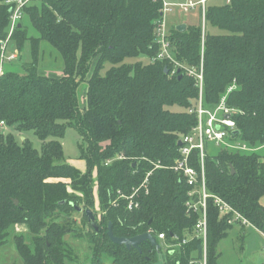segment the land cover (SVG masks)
Wrapping results in <instances>:
<instances>
[{
  "label": "trees",
  "instance_id": "obj_1",
  "mask_svg": "<svg viewBox=\"0 0 264 264\" xmlns=\"http://www.w3.org/2000/svg\"><path fill=\"white\" fill-rule=\"evenodd\" d=\"M14 1L0 0V64L3 43L5 50L12 40L24 48L26 16L40 35L35 41L59 52L63 75H39L34 52L32 61L8 65L0 77V120L22 134L33 131L43 142L39 151L29 139L0 134V250L10 229L21 224L30 236L13 239L24 264H200L205 246L207 264H219V245L233 228V215L221 218L210 198L206 244L194 238L201 214L188 211L193 187L175 163L179 142L198 124L190 111L197 108L199 87L185 73L172 75L169 61L155 59L163 2L30 0L10 34ZM206 23L225 32L207 30L205 36L203 107L213 111L225 98L226 107L237 110L228 145L213 144L206 154V189L264 235V0L209 6ZM168 39L177 61L201 65L200 25L184 32L172 27ZM129 58L151 62L128 65ZM106 64L112 67L103 75ZM68 126L80 138L85 172L67 163L58 140ZM191 158L200 170L198 153ZM119 193L133 197L137 207L117 201ZM86 210L94 213L96 226ZM109 225L118 238L150 232L159 244V234L166 245L176 242L174 236L193 240L173 254L150 241L128 250L111 241Z\"/></svg>",
  "mask_w": 264,
  "mask_h": 264
},
{
  "label": "rangeland",
  "instance_id": "obj_2",
  "mask_svg": "<svg viewBox=\"0 0 264 264\" xmlns=\"http://www.w3.org/2000/svg\"><path fill=\"white\" fill-rule=\"evenodd\" d=\"M15 1H17V0H15ZM192 1L194 3H197L200 0H192ZM162 2H163L162 22H165V24H166L167 40H168L169 44H170V41L168 39L169 38V31L167 29V26H168L169 30L172 27H176V26H177V30H179L178 26H182V25H186V29H187V26L202 25V27L205 26V36H206L207 30L209 32H213L214 34H223L225 32L223 30H219L217 28L211 27L210 24H208V26H207L206 12H207V8L209 6H222L226 3H229L230 0H206V4L204 5V7L198 6L195 9L191 10L190 12H183L178 8V6L180 4L186 3L187 0H165V2L164 1H162ZM164 3H168L172 6V7H169V9H170L169 11H165ZM30 5L37 6V5H39V2L33 1ZM200 8L206 9L204 12L205 16L203 14H201V12L199 11ZM169 22L174 24V25L169 24ZM23 24L26 27L25 33H26L28 39L25 41L24 48L22 50H19L16 47V43L14 40H12L8 44V47L6 48V50L4 52L5 56H6V59L4 61V67H7L8 65L20 67L21 65L32 61L34 59V52H35L36 57H37L36 60L39 61V64H40L39 65V75H41V76H44V75L45 76H57V77L62 76L63 72H62L61 68L63 66V62H62V58H61L59 52L43 40L35 41V40H37V38L40 37V35L35 30V28L33 27L32 23L30 21V18L24 16ZM186 29L184 31H186ZM202 33H203V29H202ZM31 38L34 41L33 45L31 43ZM169 44H168V47L166 48V51H167V53L169 51L170 55L174 56V54H175L174 48H171V44L170 45ZM17 50H18V52H17ZM160 52H161V47H160ZM160 52H159V54H160ZM204 52H205V38L201 39V55H204ZM15 53L17 55L16 60L9 62L8 57L11 56L12 54H15ZM159 54H158V56H159ZM158 56L155 59H159ZM174 58H175V56H174ZM159 60H167V61H169L168 63H171V61L168 59H159ZM139 62L143 63V64H148L151 61L148 59H144V58H139V59H130L129 58V59L125 60V63L128 65H133V64L139 63ZM203 65H204V63H203ZM15 67L11 66L10 69H14ZM111 67L112 66L110 64H106L105 68L102 70L101 73L103 75L106 74V72ZM18 69L19 68H17L16 70H18ZM172 72H173V69L171 71V74L174 75ZM168 73H170V70H168ZM184 73H185L184 70H178L175 75L182 76V74H184ZM185 74H187V76H188L187 72ZM196 84H197V81H196ZM78 93H79L81 106L85 107L87 85L82 84L79 88ZM170 108L174 111L179 110V107H177V106L170 107ZM236 113H237V110L232 108L231 112L228 116H234ZM219 117H223V114L220 113ZM10 133H13L17 137L19 142L22 139H29L36 149H38L39 151L42 150L43 142L40 140V138L38 136L35 135V133L33 131L22 134L7 124V130L0 132V134H2V135H7ZM53 139H55V138H49L47 141H51ZM79 139L80 138H79L76 130L74 128L68 126L66 129L65 137L63 139H58V140L61 142V144L63 146V150H64L65 157L67 159V163L76 169H79V170L81 169V171L83 172L86 170V167H85L86 162L80 159V150L78 147ZM213 151H214V145H213V143H209L207 146V152L211 153ZM150 175H151V173L146 176V179H148ZM49 181L54 182V181H59V180L50 179ZM66 182H69V181L67 180ZM194 189H195V187H194ZM96 195H97V188H96ZM129 197L130 196L126 197V196L122 195L121 193H119V197H118L117 201H119L121 199L128 200ZM96 200H97L96 207L98 208V199L96 198ZM261 202L264 205V197L262 198ZM79 225H80V223H78V225L76 227L78 230L80 229V227H78ZM251 230H253L252 232L258 233V231L254 227H252ZM9 234L11 236H10V238H8L7 246H5L4 248H2L0 250V264H24L22 257L17 253V251L15 249L13 237L17 236V235H22L26 238L29 237L30 234L28 232V228L25 225L17 224V225H14L10 229ZM250 238H251V235H250ZM260 239H261V241H260ZM223 244H224L223 245L224 257H223V260H221V264H264V237H261V235H257L256 237L252 238V240H250V241L245 240V242L237 241V240L235 241L233 239H229V240L223 242ZM162 249L164 252H167L166 247L163 246Z\"/></svg>",
  "mask_w": 264,
  "mask_h": 264
},
{
  "label": "built area",
  "instance_id": "obj_3",
  "mask_svg": "<svg viewBox=\"0 0 264 264\" xmlns=\"http://www.w3.org/2000/svg\"><path fill=\"white\" fill-rule=\"evenodd\" d=\"M30 0H17L15 1L16 7L12 10L11 16V27L10 34H12L18 25L19 21L23 16V8ZM164 1V0H162ZM165 2V1H164ZM9 3V2H8ZM206 0H200L197 3H194L192 0H187L186 3L180 4L178 8L183 12H190L198 6L204 7ZM165 11H169V7H172L168 3H164ZM203 15L205 16L204 8H201ZM164 14V13H163ZM205 38V26H203L202 39ZM157 43L161 47V52L159 54V59H168L173 65V74H176L178 70H184L185 73H188V76L194 78L197 81L199 87V99L197 101V108L191 110L190 113H196L198 118V124L193 129L192 133L186 136L181 142L180 147V159L176 161L175 171L183 174L184 178L187 180L188 185L193 187L192 192L189 194L191 200L187 203L188 211L201 214V219L196 225L194 231V238L202 237L204 239V244H206L207 238V201L210 198H213L215 206L219 210L220 217L231 216L229 219V224H241L245 227H253L239 212L227 204L224 200L217 196H212L207 192L206 189V179H205V158L207 154V146L209 143H213L216 146L228 145L226 142L227 137L230 133L236 131V123L232 119V116H229V119L226 118L231 112V109L226 107L224 99L218 105V107L213 111H208L203 107V89H204V61L203 55L200 66H187L179 61H177L174 56L170 55V52L166 51L168 47L166 24L162 22L157 28ZM7 43L2 44V59L0 64V77L4 74V61L5 56V46ZM170 45V44H169ZM17 55L12 54L8 57V61L16 60ZM233 90V88H231ZM222 113L223 117H219V114ZM7 130V124L5 121L0 120V132ZM243 149H246L243 147ZM197 152L199 155V166L200 170L192 166V154ZM148 179L145 180L147 182ZM195 187V189H194ZM133 197L128 198V208L132 209L137 207V204L132 199ZM150 233V232H148ZM151 234V233H150ZM159 240L162 242L166 241V236L164 234H159ZM193 240L192 236L180 241L177 236L173 237V241H176L172 245H166L170 250H175L183 245L188 244ZM162 244V243H161ZM160 244V245H161ZM200 264H207V255H206V246L204 249L203 261Z\"/></svg>",
  "mask_w": 264,
  "mask_h": 264
},
{
  "label": "water",
  "instance_id": "obj_4",
  "mask_svg": "<svg viewBox=\"0 0 264 264\" xmlns=\"http://www.w3.org/2000/svg\"><path fill=\"white\" fill-rule=\"evenodd\" d=\"M20 26L21 25H19V27ZM178 29L181 32H183L186 29V25L178 26ZM165 73H168V69L165 70ZM226 118L229 119V116H226ZM181 145H182V142H179V146H181ZM17 203L18 202H16V204ZM79 211L82 212L83 210L82 209H79ZM86 214L89 217V221L92 223V225L93 226H96L94 213L92 211L86 210ZM108 234H109V236L111 238V241L114 244L125 246L128 250H130L131 248L139 249V246H140V244L143 241H150L152 243V245L157 248L158 251L161 248V246L158 243L157 239L153 235H151L150 233L141 234V235H138V236H136L134 238H129V239H126V238H118V237H115L114 236V234L112 232V226L109 225V233Z\"/></svg>",
  "mask_w": 264,
  "mask_h": 264
},
{
  "label": "crops",
  "instance_id": "obj_5",
  "mask_svg": "<svg viewBox=\"0 0 264 264\" xmlns=\"http://www.w3.org/2000/svg\"><path fill=\"white\" fill-rule=\"evenodd\" d=\"M199 11L201 12V14H203L201 8L199 9ZM169 24H172V23L169 22ZM172 25H174V24H172ZM200 26H201V29H203L202 25H200ZM167 29L169 31L168 26H167ZM85 167H86V164H85ZM85 171H83V172H85ZM251 229H252V227H245V226H243L241 224H234L233 225L232 230H230L229 233H228V237L226 239H224L219 245V253H220L219 264H221V260H223V257H224V248H223L224 244H223V242H225V241H227L229 239H233L235 241L236 240L237 241H242V242H245V240L246 241H250V240H252V238L256 237L257 235H261V237H264L262 235L263 233L261 234V232L259 230L256 229L258 231V233L257 232L255 233V232H252L253 230H251ZM250 235H251V238H250ZM260 241H261V239H260ZM160 242L162 243L160 245L161 248L163 246L167 248L165 241L162 242L160 240ZM169 251H171L170 254H173L175 252V250H170V249L167 248V252L166 253H168Z\"/></svg>",
  "mask_w": 264,
  "mask_h": 264
}]
</instances>
